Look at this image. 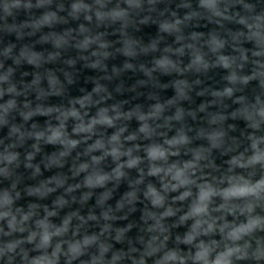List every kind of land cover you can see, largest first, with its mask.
Here are the masks:
<instances>
[{
	"label": "clouds",
	"instance_id": "9594fccd",
	"mask_svg": "<svg viewBox=\"0 0 264 264\" xmlns=\"http://www.w3.org/2000/svg\"><path fill=\"white\" fill-rule=\"evenodd\" d=\"M0 264H264V0H0Z\"/></svg>",
	"mask_w": 264,
	"mask_h": 264
}]
</instances>
